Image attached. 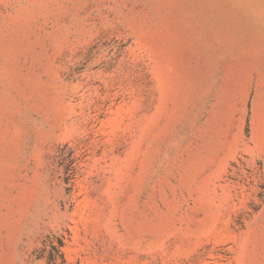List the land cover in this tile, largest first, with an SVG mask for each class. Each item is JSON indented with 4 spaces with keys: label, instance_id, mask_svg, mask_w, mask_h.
<instances>
[{
    "label": "rangeland",
    "instance_id": "rangeland-1",
    "mask_svg": "<svg viewBox=\"0 0 264 264\" xmlns=\"http://www.w3.org/2000/svg\"><path fill=\"white\" fill-rule=\"evenodd\" d=\"M0 264H264V0H0Z\"/></svg>",
    "mask_w": 264,
    "mask_h": 264
}]
</instances>
